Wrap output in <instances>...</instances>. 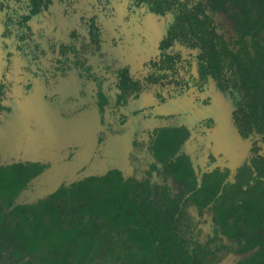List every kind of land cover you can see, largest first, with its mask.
Listing matches in <instances>:
<instances>
[{
	"label": "flooded vegetation",
	"instance_id": "af4514ba",
	"mask_svg": "<svg viewBox=\"0 0 264 264\" xmlns=\"http://www.w3.org/2000/svg\"><path fill=\"white\" fill-rule=\"evenodd\" d=\"M0 28L7 61L36 59L37 51L45 52L41 44L47 40L56 53L55 67L61 72L72 64L83 65L78 60L84 53L79 43L100 46L104 41L110 49L126 45L133 57L113 72L114 106L126 104L127 98L137 96L141 88L157 98V104L148 105L149 114L137 120L147 119L150 127L141 129V135L132 140L130 158L138 162L133 174L110 167L60 181L43 195L23 199L30 196L26 192L35 186L48 164L14 159L1 152L0 182H5L6 169L19 176L29 172L24 185L11 193L8 209L36 204L62 185L117 168L125 178L157 184L160 200L166 199L162 209L173 204L175 220L162 232L167 240L157 241L163 260L170 261L165 249L173 246L169 252L175 257L170 262L175 264H264V257L254 255L264 249V0H0ZM134 61L139 62L135 69ZM9 67L6 64L4 70L10 71ZM3 78L1 73V134L13 113L19 130L27 127V132L38 131L41 136L48 133L44 141L37 139L67 144L74 158L75 148L80 146L81 150L83 136L91 128L85 115L71 117L77 127L66 125L69 121L53 124L60 132L51 124L42 127V119L21 121L17 117L19 105L28 101L27 96L20 102L19 98L13 100L19 102L16 109L8 108L11 87ZM98 95L101 114L109 102L101 85ZM168 99H181L189 105L182 113L192 118L173 120V112L167 113L163 105ZM92 127L95 131V122ZM37 139L31 146L24 143L21 152L38 150ZM169 148L183 152L186 162L193 166L194 187H187L190 181L170 171ZM92 155L97 157L96 152ZM89 158L73 164L84 169L91 163ZM204 178L206 191L198 193ZM39 191L36 187L32 193ZM145 191L141 187V194ZM1 195L3 205L6 200ZM2 211L3 215V207ZM17 245L0 234V264H33L30 256L18 255ZM134 259L139 258L127 255L107 264H133Z\"/></svg>",
	"mask_w": 264,
	"mask_h": 264
},
{
	"label": "rangeland",
	"instance_id": "374dc122",
	"mask_svg": "<svg viewBox=\"0 0 264 264\" xmlns=\"http://www.w3.org/2000/svg\"><path fill=\"white\" fill-rule=\"evenodd\" d=\"M62 29L63 27L60 31ZM1 31L0 28V33ZM66 35L70 36L69 32ZM37 41L39 42V39ZM48 45L49 41L45 40L41 44L45 52L37 51L36 59H31L28 62L23 59L16 61L14 58L12 61L10 59L7 61L8 57L2 52L3 44H0V75L3 73L5 77L3 79L10 84L11 89L9 88V90L12 93L7 95L8 108L16 109L15 105L27 96L28 101L19 105L22 113L18 110L20 114L17 117L21 121L22 119L27 121L32 117L37 122L42 119V127L66 121H69V124H66L69 127H77L71 117L75 119L74 117L81 113L88 121L87 127L91 125V128L85 129L86 135L83 136L85 145L81 144V150L80 146L75 148L78 150L75 152L77 155L73 158L67 144L55 142L48 144V142L39 141V137L43 141L45 138H49L48 133L45 137L41 136L38 131L27 132V127L19 130L14 122L16 117H13V113L10 114L11 121L4 122L5 132L1 134L0 131V153L2 152L4 156L10 155L14 159L41 160L48 164L47 170L34 182L35 186L26 192H29L30 196L26 195L23 199L43 195L55 188L60 181L67 182L84 174L103 172L110 167H119L125 175L133 174L138 167V162L130 158V148L131 151L133 149L132 140L141 135V129L150 127L147 119L141 120L139 123L137 120L143 114H149L147 109L149 104H157L156 96H149V91L141 88L137 96L133 95L127 98L126 104L114 106L116 87L114 88L115 73L113 72L123 64L130 62L133 57V53L132 55L127 53L126 45L110 49L104 41L100 46L97 44L96 46H86L79 43L81 51L84 53H81L78 60L83 65L72 64V67L65 72H61L58 67H55L56 53ZM6 64H10V71L4 70ZM131 64L135 69L139 62L134 61ZM69 85L71 87H68ZM98 85L103 87L105 95L109 99L101 114L98 104ZM15 98H19V102H14ZM180 100H165L163 105L167 106V113L173 112L171 114L173 120H182L187 117L188 120L191 119V114L182 113V110L185 111L190 106L183 104L182 100L181 104ZM155 111L157 110L155 109ZM150 119L153 118L150 116ZM94 122L97 125L95 131L92 127ZM52 127L57 128V132H60L57 125ZM50 129L52 130L51 127ZM35 139L38 140V150L30 152L33 154L21 152L24 143L31 146ZM127 148L129 149L127 150ZM94 152L97 157L91 158ZM88 158L91 163L84 169L77 163L73 164L75 160L79 162V160L83 161ZM36 187H39L41 191L32 193Z\"/></svg>",
	"mask_w": 264,
	"mask_h": 264
},
{
	"label": "trees",
	"instance_id": "16d2710c",
	"mask_svg": "<svg viewBox=\"0 0 264 264\" xmlns=\"http://www.w3.org/2000/svg\"><path fill=\"white\" fill-rule=\"evenodd\" d=\"M168 152L170 171L190 181L187 187H194V168L184 153L177 148ZM9 170L4 172L5 182H0L1 196L6 200L0 203V234L20 244L16 246L18 255L30 256L33 264H107L133 254L139 258L133 264H175L170 262L175 255L169 252L174 247H166L170 261L163 260L157 242L167 240L162 235L164 226L175 220L173 204L161 208L166 199L160 200L157 184L125 178L121 170L111 168L81 182L62 185L36 204L8 209L11 193L29 176L27 170L20 176ZM206 185L204 178L196 192L204 194ZM141 187L145 194H141ZM141 208L147 209L144 214H140ZM254 255L264 257V249Z\"/></svg>",
	"mask_w": 264,
	"mask_h": 264
}]
</instances>
